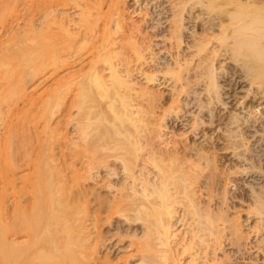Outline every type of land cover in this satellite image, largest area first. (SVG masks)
I'll list each match as a JSON object with an SVG mask.
<instances>
[{
  "label": "bare ground",
  "instance_id": "obj_1",
  "mask_svg": "<svg viewBox=\"0 0 264 264\" xmlns=\"http://www.w3.org/2000/svg\"><path fill=\"white\" fill-rule=\"evenodd\" d=\"M18 1L0 0L2 23ZM32 1L39 26L31 17L0 34V264H122L113 256L126 237L124 264H225L224 241L245 235L229 205L238 177L248 232H261L247 263L264 264V0H159L168 5L151 27L165 18L161 35L174 44L165 58L124 0H70L82 6L77 18L57 11L62 0ZM71 60L41 113L27 106L37 101L30 82ZM64 108L76 112L75 141L53 121ZM184 118L187 132L175 133ZM209 126L224 130L222 147ZM188 133L208 140L179 137ZM117 219L143 233L125 234Z\"/></svg>",
  "mask_w": 264,
  "mask_h": 264
},
{
  "label": "rangeland",
  "instance_id": "obj_2",
  "mask_svg": "<svg viewBox=\"0 0 264 264\" xmlns=\"http://www.w3.org/2000/svg\"><path fill=\"white\" fill-rule=\"evenodd\" d=\"M68 1V0H67ZM67 1H65V0H62V1H60L59 3L57 2V4H55L56 5V9H57V11L59 12H61V11H63V12H66V13H68V14H71L72 15V17L74 16V18H77V17H79V13H81V7L82 6H76V4H74L73 2L72 3H70V0L67 2ZM79 1V3L80 4H85L86 3V0L84 1V0H78ZM138 1V2H137ZM160 1H163V0H160ZM149 2V3H148ZM32 4H34L33 3V1L32 2H30V0L28 1V0H20V1H18L17 2V4L15 3V5H16V7L13 5V6H11V8H10V11H11V9H14V10H12L13 11V13H9L8 14V12H7V14L8 15H10L9 17V19H8V17H5L4 18V22L2 23L1 21V24H0V34H2V38L3 39H6V35H7V30L10 28V26L12 25L13 27H14V29L15 30H20V31H22L23 29H24V25H26V23L29 21V18H31V17H33L34 18V23H36L38 26H39V24L41 23V21L39 20L40 19V11L42 10V9H40V11H39V9L37 10L36 8H34L33 9V11H35V12H33L32 10H31V8H33V7H29L30 5H32ZM109 4V3H108ZM149 4V5H148ZM158 4V5H157ZM121 5L124 7V8H126V10H125V13H126V15L128 16V17H130L131 19H129V21L131 22V21H136L137 23H139V24H143L144 25V27L145 26H147V30L148 31H151L150 33H149V35H150V37L152 38V37H154V38H152V40H154L155 41V43H156V49H157V52H159V50L161 49V52H160V57H163V58H165V57H167V56H169L168 55V53L166 52L167 51V49H165L164 48V46L166 47H168V48H170L171 47V42H170V40L169 39H167V38H163V36L161 35V33L163 32H165V33H167V22H164V20H165V18H163V23L162 24H159L157 27H151L153 24H154V26H156L157 25V19L158 18H160V17H162L163 16V13H161V14H159L158 12H160L161 10H163L168 4L166 3V2H164V4L162 3V4H160V2H159V0H154V1H151V0H124L122 3H121ZM74 6V7H73ZM55 7V6H54ZM108 7L109 6H106L105 7V9H104V11H107L108 10ZM149 9V10H148ZM30 10V11H29ZM30 13H29V12ZM32 11V12H31ZM39 11V12H38ZM146 11H150L149 13H150V15L148 14H145V12ZM195 13H196V15H198V14H200V12H201V10H198V8L196 9H194L193 10ZM36 12H38V13H36ZM28 13V14H27ZM31 14V15H30ZM32 14H36V16H33ZM7 15V16H8ZM159 15V16H158ZM15 16H17V17H15ZM165 16V15H164ZM151 17V18H150ZM6 18L9 20V21H7L6 20ZM18 18V19H17ZM154 18V19H153ZM8 23V24H7ZM202 23H204V22H202L200 19L198 20L197 19V25L199 24V27H201V29L199 28L198 30L199 31H201L202 30V26H203V24ZM3 24V25H2ZM7 25V26H6ZM20 25V26H19ZM150 25V26H149ZM6 28H5V27ZM18 26V27H17ZM160 26V27H159ZM167 26V27H166ZM153 30H152V29ZM164 28H167V29H164ZM98 28L96 27V29L95 30H97ZM163 31H162V30ZM95 30H94V32H95ZM19 31V32H20ZM156 31V32H155ZM160 32V33H159ZM154 33V34H153ZM156 33V34H155ZM162 33V34H163ZM157 34H159V35H157ZM152 35V36H151ZM155 35V36H154ZM157 35V36H156ZM165 39H167V40H165ZM162 40H165V42L164 41H162ZM174 42H176L175 40H173ZM158 43V44H157ZM172 45H174V44H172ZM161 47V48H160ZM172 48H173V46H172ZM84 48H82V50H83ZM159 49V50H158ZM172 50H175V49H172ZM86 51V50H85ZM163 61H165V59H163ZM72 62V60L69 62V64H67V66L66 65H62V66H59L58 67V69H57V67L55 66H53V65H51L48 69H47V71L45 72H43V74H41V75H39V76H37V78L31 83L30 82V84H29V90L32 92V90H33V95H35L34 97L35 98H37V101H36V99H34L35 101V103H37V104H35L34 103V106H33V104L31 105L30 103L29 104H27V106L29 105V107H32V108H34L35 110H36V108H37V112H38V108H40L39 109V112L41 111V109H42V106L41 105H43L45 102H46V100L48 99L47 98V90L48 89H50V88H52V87H54L55 85H56V82L54 81V80H56L55 78H58V77H60V75H64L65 73H67V71H69V69L71 68V66H69L70 65V63ZM73 63V62H72ZM64 66H65V68H64ZM63 67V68H62ZM67 67V68H66ZM58 70H56V69ZM68 69V70H67ZM53 72H55V73H53ZM138 79H143L142 77L140 78H138ZM142 82H144V80L142 81ZM55 84V85H54ZM158 88L159 89H162V90H164L165 91V93H166V95L167 94H169V88L168 87H166V86H163V85H158ZM33 97V98H34ZM46 99V100H45ZM44 102V103H43ZM255 105L257 106L258 105V102L257 103H255ZM262 107V106H261ZM260 106H259V111H262V112H264V108H261ZM34 109H32V110H34ZM65 109V108H64ZM261 109V110H260ZM34 110V111H35ZM66 110V109H65ZM63 111V114L66 112V114L65 115H63L62 113L60 114V116H58L59 115V113L56 115V117L54 118V122L57 124V123H59L58 125H59V128H62L63 129V133H67V135H68V137H69V140H71V141H75L74 139H76V120L74 121V119H72V118H74V116L76 115V112H75V110L74 109H71V111H70V109H68V110H66V111ZM35 111V112H36ZM35 112H33V113H35ZM36 112V113H37ZM41 113V112H40ZM75 114V115H74ZM16 115V114H15ZM14 115V116H15ZM61 115H62V118H61ZM71 115V116H70ZM12 117L13 118V120H15L16 118L18 119V117ZM16 116H18V114L16 115ZM21 116V115H20ZM19 116V117H20ZM31 117V116H30ZM35 117V116H34ZM34 117H32V118H34ZM36 117H38L39 118V116H36ZM35 117V118H36ZM76 117V116H75ZM188 117V116H187ZM187 117H185L186 119H187ZM34 118V119H35ZM59 118H61V119H59ZM185 118L183 119V121L184 122H181V121H176L175 122V124H174V130L173 131H175V133H185V132H187V131H185V128H187L188 126H186V124H188V122H187V120H185ZM31 119V118H30ZM37 119V118H36ZM56 119V120H55ZM64 119V120H63ZM188 119H190V118H188ZM39 120V119H38ZM37 120V121H38ZM58 120V121H57ZM60 120H61V122H60ZM34 121V120H33ZM36 122V121H35ZM35 122H31V124L32 125H34V123ZM39 122L40 121H38V123H37V125L39 124ZM63 122V123H62ZM41 123V122H40ZM172 123V122H171ZM170 123V124H171ZM42 124V123H41ZM41 125H39V127H40ZM221 126V125H220ZM208 127V126H207ZM206 127V128H207ZM215 127V126H214ZM214 127H210L209 126V128H207L205 131L208 133L207 135L209 136V135H211V137L213 136V137H215V138H211V140H213V141H215L216 139H220V140H218L219 141V143H218V141H217V146L218 147H222L223 145H224V143H223V139L222 138H220V137H223L224 136V130L222 131L221 129H218V127L216 128V132L215 133H211V132H214ZM221 127H225L224 129H226V126L224 125V124H222V126ZM2 128V127H1ZM213 128V129H212ZM41 129V131H42V126L39 128V130ZM65 129V130H64ZM223 129V128H222ZM3 130V128L1 129V131H0V133L1 132H3L2 131ZM1 134H3V133H1ZM0 134V135H1ZM201 134L202 133H200V134H198V136H194V134H190V133H188V134H185L186 135V137H181V136H179L180 138H184V139H187V141L188 142H190L191 144H197V143H200V144H202V143H206V141L208 140H205V137L204 136H201ZM214 134V135H213ZM171 135V134H170ZM206 135V136H207ZM178 136V135H177ZM177 136H174V138H176ZM173 137V136H172ZM210 137V136H209ZM178 138V137H177ZM1 139V138H0ZM210 139V138H209ZM204 141V142H203ZM221 141V142H220ZM208 143V142H207ZM58 148V146L56 147V154H57V157L59 156V154H61V153H59L60 152V149H57ZM68 150H70V148L68 149ZM67 149H66V152L68 151ZM59 151V152H58ZM55 152V151H54ZM219 153V157H223V160L224 161H227V166H229V167H231V165L232 164H234V159H232V154H226L227 156H226V158H225V154L223 153L222 154V152L221 151H218ZM221 152V153H220ZM70 151H69V155L67 156V160H69V162H71V156H70ZM55 154V155H56ZM223 155V156H222ZM62 155H60V157H61ZM57 157H56V161L58 162V160H57ZM60 157H58L59 159H61ZM228 157V158H227ZM60 161V160H59ZM230 161V162H229ZM68 162V163H69ZM231 162H232V164H231ZM70 164V163H69ZM231 164V165H230ZM226 169V168H225ZM106 173V171H104L103 172V174H105ZM106 175H108L107 173H106ZM105 175V176H106ZM111 179H114L112 176H109ZM252 179V177H250L249 179H248V181L249 180H251ZM244 181V179L242 178V177H238L237 178V180H236V185H238L239 186V188H238V186L236 187V185H233V187H232V189H231V192H230V195H228L229 197H230V199H229V205H230V207L232 208H230V213H232L231 215H232V217L234 216H239L238 218H240V220H241V222H243V224H244V227H242L243 229H244V233H245V235H244V237L240 240V244L241 245H232V244H229V240H226V233L224 234L225 236H224V240H226V241H224V245H225V251H226V253H229V255L231 256V259H225L226 261L225 262H227V263H225V264H230L231 262V264H248L247 263V260H248V256L250 257L251 255H252V257L253 256H255V255H257L256 254V248H254V249H250V247H252V245H255V243H256V241L258 242V239H259V237H261V232H258L257 234L255 233V232H248L249 230H251V229H248V228H251L250 226L253 224L252 223V220H248L247 221V211H246V208H247V190H246V188H247V184L245 183V182H243ZM93 182V181H92ZM91 181H89V184L90 183H92ZM246 184V186H244ZM31 188V187H30ZM102 191V193L103 194H105L106 195V193H107V191H108V189L107 190H101ZM100 191V192H101ZM108 194V193H107ZM111 194V193H110ZM234 194V195H233ZM207 195V194H206ZM204 196V198H208L207 196ZM246 195V196H245ZM232 198V199H231ZM221 200L219 199H216V200H214L213 202H212V204H213V208H216V209H218V207H219V205H221L222 204V201L220 202ZM221 203V204H220ZM218 207H217V206ZM233 206V207H232ZM239 210V211H238ZM241 211V212H240ZM246 211V212H245ZM238 213V214H237ZM237 219V218H236ZM117 220H119V222L118 221H116V223L118 222V224L119 225H122V227H123V229H124V233L126 234V230H128V232L129 233H131V234H135V232L136 233H138L139 235H141L142 233H143V229H142V227H130V228H132V229H130L125 223H124V221H123V219H117ZM237 220H239V219H237ZM118 224H116V225H118ZM250 225V226H249ZM115 227V225L114 224H110V225H107L105 228H106V231H111L110 233H114V232H116V231H118V229H116V228H114ZM126 228V229H125ZM247 231V232H246ZM247 233H251V234H247ZM247 235V236H246ZM260 235V236H259ZM132 237V236H131ZM112 240H114V241H112ZM116 240V237H115V239L113 238V239H111L110 241H108V243H110V244H112L113 242L114 243H116V242H118V241H115ZM132 239L130 238V237H126L125 238V240H123V241H121L120 243H118V245L121 247V248H119V249H117L118 251L116 252V255H114L113 256V258L115 259V261H117L118 262V260L120 259V261L119 262H122V264H124L123 263V261L125 260V256H128V255H130V254H132V251H133V247H130V241H131ZM254 242V243H253ZM118 245L115 247V248H117L118 247ZM244 245V246H243ZM102 251H104V249H102ZM225 251H223V250H221L220 252V255L222 256V255H225L226 253H225ZM254 252V253H253ZM130 259H132V262L130 263V264H140L141 263V261L140 260H138L136 257H134V258H130ZM246 259V260H245ZM229 260V261H228ZM245 262V263H244ZM7 264V263H6Z\"/></svg>",
  "mask_w": 264,
  "mask_h": 264
}]
</instances>
